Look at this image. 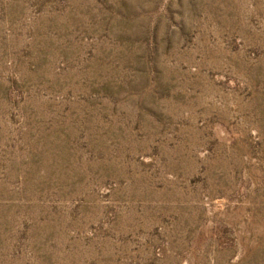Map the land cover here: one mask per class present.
<instances>
[{"label": "rangeland", "instance_id": "rangeland-1", "mask_svg": "<svg viewBox=\"0 0 264 264\" xmlns=\"http://www.w3.org/2000/svg\"><path fill=\"white\" fill-rule=\"evenodd\" d=\"M0 264H264V0H0Z\"/></svg>", "mask_w": 264, "mask_h": 264}]
</instances>
